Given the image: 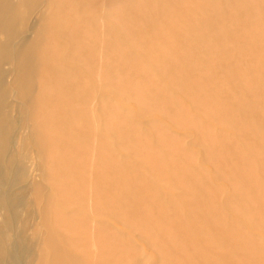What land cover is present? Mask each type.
I'll return each mask as SVG.
<instances>
[{"label": "rangeland", "instance_id": "374dc122", "mask_svg": "<svg viewBox=\"0 0 264 264\" xmlns=\"http://www.w3.org/2000/svg\"><path fill=\"white\" fill-rule=\"evenodd\" d=\"M9 6L0 264H264V0Z\"/></svg>", "mask_w": 264, "mask_h": 264}, {"label": "bare ground", "instance_id": "6f19581e", "mask_svg": "<svg viewBox=\"0 0 264 264\" xmlns=\"http://www.w3.org/2000/svg\"><path fill=\"white\" fill-rule=\"evenodd\" d=\"M103 3V2H102ZM44 6V5H43ZM42 8V7H41ZM40 9V8H39ZM7 11H6V13H8L7 15L9 16V18H10V21H9V23L6 21V20H4V21H0V30H2V31H7L10 27H12V26H14L15 25V23H14V20H13V18L14 19H17V18H19L18 17V14H16V12H15V10H14V8L13 7H11V6H9L7 9H6ZM41 10V9H40ZM39 10V11H40ZM103 11V10H102ZM25 12V11H24ZM33 14V13H32ZM39 14H40V12H39ZM34 15V14H33ZM35 15H36V13H35ZM31 19H33V17L31 18ZM105 21V20H104ZM28 22H29V20H28ZM101 22H102V20H101ZM30 23H31V21H30ZM87 23V22H86ZM29 25V24H28ZM102 25H103V23H102ZM264 25V24H263ZM30 26V25H29ZM28 28V27H27ZM81 28V27H80ZM94 29V28H93ZM103 29V28H102ZM239 29V28H238ZM30 32V31H29ZM103 33V32H102ZM21 41H20V43H17V42H14L13 44H11V43H7L6 45L5 44H1L0 45V59H2V60H8L10 63H13V71L11 70L10 72L12 73V72H16V68H14V67H16V65L17 66H20V67H24L25 66V64H26V61H28L29 60V54H28V52L32 49V47L35 45V43H36V39L32 36V34H28L27 32H25L24 34H23V36L21 37V39H20ZM17 46H20V49H22V52H23V54L22 53H18V51H17V49H16V47ZM101 50V49H100ZM233 51V50H232ZM100 54H101V51H100ZM204 55V54H203ZM63 56V55H62ZM98 57V56H97ZM101 57V56H100ZM205 57V56H204ZM203 57V58H204ZM64 58V57H63ZM63 61H65V60H63ZM70 62V61H69ZM190 62V61H189ZM66 63V62H65ZM165 63V62H164ZM43 65V64H42ZM67 66H68V64H67ZM100 69V68H99ZM38 70V69H37ZM223 71V70H222ZM97 72V71H96ZM14 73H13V75H14ZM6 74H9V71L6 73ZM98 74H99V72H98ZM84 75V74H83ZM75 76V75H74ZM12 77H14V76H12ZM11 77V78H12ZM57 77V76H56ZM81 77H83L82 76V73H81ZM85 77V76H84ZM99 77V76H98ZM10 78V79H11ZM41 78V77H40ZM96 78V77H95ZM88 79V78H87ZM174 79V78H173ZM25 80V78H23V79H20V81H18V83L20 84L22 81H24ZM45 80V79H44ZM90 80H91V78H90ZM94 80V79H93ZM92 80V81H93ZM259 80V79H258ZM11 81V80H10ZM9 81V82H10ZM26 83L28 82V80H26L25 81ZM47 82V81H46ZM99 82V81H98ZM48 84V83H47ZM93 84V83H92ZM99 84V83H98ZM28 85H29V83H28ZM104 86V85H103ZM260 86V85H259ZM258 86V87H259ZM11 87V86H10ZM31 87V86H30ZM93 87V86H92ZM95 87V86H94ZM93 87V88H94ZM38 88V87H37ZM40 88V87H39ZM90 88V87H89ZM12 89V94L15 92L14 91V88L12 87L11 88ZM99 89V88H98ZM39 90V89H38ZM100 90H102V89H100ZM110 90V89H109ZM38 92V91H37ZM40 92V91H39ZM260 93V92H259ZM14 94H16V93H14ZM7 95V92H4V96H6ZM94 95H96V94H94ZM174 95H176V94H174ZM12 96V95H11ZM14 96V95H13ZM98 96V95H97ZM99 97V96H98ZM14 98V97H13ZM97 98V97H96ZM95 98V99H96ZM12 99V98H11ZM35 99V98H34ZM94 100V99H93ZM98 100V99H97ZM257 100V99H256ZM99 101V100H98ZM106 101V100H105ZM182 101V100H181ZM15 102H16V100H15ZM19 102V101H18ZM94 102V101H93ZM199 103V102H198ZM249 103V102H248ZM22 104V103H21ZM93 104H95V103H93ZM97 105V104H96ZM251 105V104H250ZM0 106L2 107L3 105L0 103ZM98 106V105H97ZM96 106V107H97ZM93 107V106H92ZM22 108V107H21ZM20 108V109H21ZM14 110V109H13ZM233 110V109H232ZM20 112V111H19ZM234 112V111H233ZM27 113H28V111H27ZM256 114H258V113H256ZM264 114V113H263ZM13 115V114H12ZM93 116V115H92ZM20 117V116H19ZM18 117V118H19ZM93 118V117H92ZM261 118V117H260ZM28 119V118H27ZM218 119V118H217ZM228 119V118H227ZM254 119V118H253ZM21 120H22V118H21ZM17 121H19V120H17ZM29 121V120H28ZM22 122V121H21ZM20 122V123H21ZM222 122V121H221ZM254 122V121H253ZM35 123V122H34ZM95 123V122H94ZM250 124V123H249ZM27 125H28V122H27ZM96 125V124H95ZM260 125V124H259ZM20 126V125H19ZM24 126H25V124H24ZM17 127V126H16ZM107 127V126H106ZM252 127V126H251ZM29 128V127H28ZM28 128H27V131H28ZM208 128V127H207ZM247 128V127H246ZM17 129H18V131H17ZM16 129V133L14 132V134L12 133L11 135H10V137H8V138H11V140L13 141V144H17L18 145V143H19V136L22 134V132H24L23 130L25 129H23L22 130V128L21 127H19V128H17ZM243 129H244V127H243ZM36 131V130H35ZM261 131V130H260ZM30 132V131H29ZM32 133V132H31ZM36 133H37V131H36ZM201 133V132H200ZM259 134V133H258ZM37 135V134H36ZM22 137V136H21ZM205 139V138H204ZM52 141V140H51ZM96 141V140H95ZM45 142V141H44ZM207 143V142H206ZM250 143H252V142H250ZM264 145V144H263ZM257 146V145H256ZM255 147V146H254ZM14 150H15V147H14ZM261 150V149H260ZM259 151V150H258ZM261 151H259L258 153H260ZM262 153V152H261ZM55 154V153H54ZM0 156H1V150H0ZM57 157V156H56ZM220 157V156H219ZM62 158H64V157H62ZM39 159V158H38ZM70 159V158H69ZM223 159V158H222ZM60 160V159H59ZM72 160V159H71ZM40 161V160H39ZM73 161H74V159H73ZM225 161V160H224ZM114 162V161H113ZM131 164V163H130ZM132 164H134V163H132ZM92 165V164H91ZM92 169V168H91ZM0 171H2V167L0 166ZM45 171V170H44ZM152 171V170H151ZM43 173V172H42ZM35 174V173H34ZM34 174H32V175H34ZM223 175V174H222ZM121 176V175H120ZM145 176V175H144ZM221 176V175H220ZM2 177V176H1ZM33 177V176H32ZM119 178V177H118ZM248 178V177H247ZM11 179V178H10ZM21 179V178H20ZM34 179V178H33ZM43 180V179H42ZM11 181H12V179H11ZM14 181V180H13ZM33 181V180H32ZM251 181H253V180H251ZM65 182V181H64ZM68 182H70V181H68ZM11 183V182H10ZM13 183V182H12ZM44 183V182H43ZM28 184V183H27ZM33 184V183H32ZM45 184V183H44ZM49 185V184H48ZM48 185L46 184V186L48 187ZM4 186V185H3ZM7 186V185H6ZM13 186V185H12ZM24 187V186H23ZM25 187H26V185H25ZM3 188V187H2ZM7 188V187H6ZM21 188H22V186H21ZM173 188V187H172ZM18 189H19V187H18ZM30 189V188H29ZM32 189H34L33 187H32ZM236 189V188H235ZM6 190H8V189H6ZM48 190V189H47ZM47 190L46 191H44V194H45V192H47ZM91 191V190H90ZM31 192V191H30ZM12 193V192H11ZM91 193V192H90ZM204 193V192H203ZM163 194V193H162ZM206 194V193H205ZM208 194V193H207ZM6 195V194H5ZM91 195V194H90ZM197 195V194H196ZM239 195V194H238ZM7 197H10L11 195H6ZM5 196V197H6ZM25 196V195H24ZM45 196V195H44ZM43 196V197H44ZM162 196V195H161ZM198 196V195H197ZM207 196V195H206ZM22 197H23V195H22ZM14 198V197H13ZM20 198V197H19ZM113 198V197H112ZM261 198V197H260ZM8 199V198H7ZM10 199V198H9ZM45 199V198H44ZM247 199H248V197H247ZM251 199V198H250ZM17 200V199H16ZM114 200V199H113ZM11 201V200H10ZM39 201V200H38ZM44 201V200H43ZM92 200H90V202H91ZM115 201V200H114ZM120 201V200H119ZM235 201V200H234ZM7 202V201H6ZM20 202V201H19ZM49 202V201H48ZM233 202V201H232ZM236 202V201H235ZM238 202V201H237ZM251 203H252V200L250 201ZM8 203H9V200H8ZM11 203V202H10ZM10 203H9V205H10ZM43 203V202H42ZM213 204V203H212ZM238 204V203H237ZM250 204V203H249ZM18 205V204H17ZM49 205H50V202H49ZM242 205V204H241ZM241 205H239V206H241ZM42 206V205H41ZM66 206V205H65ZM89 206H90V204H89ZM237 207V206H236ZM195 208V207H194ZM220 208V207H219ZM257 208V207H256ZM13 209V208H12ZM89 209H91V207L89 208ZM216 209V208H215ZM39 210V209H38ZM40 211V210H39ZM255 211V210H254ZM9 212H10V210H9ZM53 212V211H52ZM77 212V211H76ZM88 212H90V211H88ZM216 212V211H215ZM14 213H15V210L13 209V211H12V215L14 216ZM35 213V212H34ZM34 213H32V214H34ZM39 213V212H38ZM69 213V212H68ZM208 213V212H207ZM256 213V212H255ZM261 213V212H260ZM29 214H30V212H29ZM40 214V213H39ZM92 214V213H91ZM90 214V216H92ZM208 215V214H207ZM24 216H25V214H24ZM34 217V216H33ZM83 218V217H82ZM227 218V217H226ZM225 218V219H226ZM39 219H41V218H39ZM228 219V218H227ZM43 221V220H42ZM49 221V220H48ZM90 221H92V220H90ZM216 221V220H215ZM232 221V220H231ZM180 222V221H179ZM233 222V221H232ZM231 222V223H232ZM42 223H44V222H42ZM92 223V222H91ZM13 224V223H12ZM20 225V224H19ZM75 225V224H74ZM94 225V224H93ZM200 225V224H199ZM45 226V225H44ZM43 226V227H44ZM107 226V225H106ZM13 227V226H12ZM73 227H75V226H73ZM79 227V226H78ZM81 227V226H80ZM94 226H92V228H93ZM220 227V226H219ZM113 228V227H112ZM44 229V228H43ZM108 229V228H107ZM107 229H105V230H107ZM114 229V228H113ZM30 230V229H29ZM48 231H49V229H48ZM146 231V230H145ZM30 232H31V230H30ZM43 232V231H42ZM47 232V231H46ZM56 233V232H55ZM75 233V232H74ZM90 234H91V232H90ZM49 235H51L50 233H49ZM93 235V234H92ZM91 235V236H92ZM145 235V234H144ZM31 236V235H30ZM41 236V235H40ZM47 236H48V233H47ZM52 236V235H51ZM60 236V235H59ZM200 236V235H199ZM49 237V236H48ZM206 237V236H205ZM27 238V237H26ZM35 238V237H34ZM92 238H93V236H92ZM219 238V237H218ZM17 238L14 236V234L13 235H11L10 236V238H9V243H8V247H7V249L4 247V246H0V257L1 258H4L7 254L9 255L10 253H11V248H14V251H15V240H16ZM98 239V238H97ZM63 240V239H62ZM92 240V239H91ZM94 240V239H93ZM26 241V240H25ZM55 242V241H54ZM94 242V241H93ZM100 242V241H99ZM238 242V241H237ZM236 242V243H237ZM26 243V242H25ZM38 243H39V241H38ZM56 243V242H55ZM173 243V242H172ZM93 245H94V243H93ZM214 245V244H213ZM224 245V244H223ZM39 246V245H38ZM37 246V247H38ZM52 246H54V244L52 245ZM60 247V246H59ZM92 247V249L94 248V246H91ZM180 248V247H179ZM60 250H62V249H60ZM81 250V249H80ZM94 250H96V248L94 249ZM37 251V250H36ZM97 251V250H96ZM194 251V250H193ZM54 252V251H53ZM57 252V251H56ZM58 253V252H57ZM97 253V252H96ZM16 254H17V252H16ZM15 253H14V256H15V258H16V260H17V255H16ZM65 254V253H64ZM173 254V253H172ZM197 255V254H196ZM184 257V256H183ZM15 258H13V260L15 259ZM90 258V257H89ZM141 259V258H140ZM177 259V258H176ZM22 260V259H21ZM19 262V261H18ZM15 263V262H14ZM22 263V262H21ZM21 263H19V264H21ZM33 263V262H32ZM35 263V262H34ZM175 263V262H174ZM16 264V263H15ZM173 264V263H172ZM177 264V263H176Z\"/></svg>", "mask_w": 264, "mask_h": 264}]
</instances>
